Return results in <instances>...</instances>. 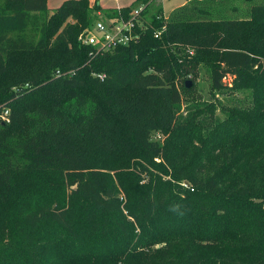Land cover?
<instances>
[{"label": "trees", "instance_id": "16d2710c", "mask_svg": "<svg viewBox=\"0 0 264 264\" xmlns=\"http://www.w3.org/2000/svg\"><path fill=\"white\" fill-rule=\"evenodd\" d=\"M156 2L121 9L145 7L139 44L91 57L98 4L0 0V264H264V0ZM198 67L250 104L183 115Z\"/></svg>", "mask_w": 264, "mask_h": 264}, {"label": "rangeland", "instance_id": "374dc122", "mask_svg": "<svg viewBox=\"0 0 264 264\" xmlns=\"http://www.w3.org/2000/svg\"><path fill=\"white\" fill-rule=\"evenodd\" d=\"M119 1L122 5L123 4L130 5L131 7L134 6L135 3L137 2V0H119ZM188 1L190 0H157L156 4H160L163 7V10H164L163 16L165 18H168L174 9L184 5ZM62 4L63 3H57L55 0H50L49 9L52 11H55V9L60 7ZM101 5L105 7H116L117 3H116V0H101ZM232 5L240 7L241 9H243L244 7V5L238 4V3H231V6ZM229 15L234 16V15H231L230 12H229ZM144 21L145 22L149 21V15L145 16ZM69 23L76 24V22L73 19L69 20ZM90 28H87V29H90ZM83 32H80V31L79 33L76 32V34L74 35V39H77L78 41H80V37ZM39 39H40V34H36L35 41L37 42ZM53 43H54V40L51 42V44ZM23 56L24 55H14L12 56L11 61L12 60L14 61L15 59L23 57ZM190 76L194 83L192 91L190 92L184 91L181 88V83L180 82L177 83L180 96H181V105H182L183 115L186 114L185 111H186L187 106H195L198 109H204V108L207 110L211 109V112H210L211 113L210 115H212L211 117L222 118V115L218 111L220 104L231 105V106H244V107L250 104V97H249L248 90L232 91L231 94H226V93H221V92H212L210 89V81H209L208 73H207L206 68L204 67H198L196 71L193 72L188 77ZM231 81H232L231 78L228 77L226 80H224V83L230 86ZM200 114H202V112H200L199 115ZM202 136L204 139H207L206 137H208V134L203 133ZM170 137H171L170 133L165 134L160 131H155L152 133L153 141L158 142L160 144H164V142L170 139ZM157 162H160V160L158 159ZM124 171H128V170H124ZM106 172L112 176L113 180H115L116 178L115 171H106ZM25 177L26 179L28 178L33 179V181L29 184V189L37 188L41 184L54 183L57 186H62L64 183V185H66V182H65L66 180L61 179L55 174H42V175H37V176H32L29 174H27V176L23 174H18L15 177L16 185L21 184V182L24 181ZM143 178H144V181L147 182L148 177L145 174H143ZM183 185L185 186L186 182H184ZM15 199H17L16 201L18 202L17 195Z\"/></svg>", "mask_w": 264, "mask_h": 264}, {"label": "built area", "instance_id": "2783aa9c", "mask_svg": "<svg viewBox=\"0 0 264 264\" xmlns=\"http://www.w3.org/2000/svg\"><path fill=\"white\" fill-rule=\"evenodd\" d=\"M144 10L145 7L140 6L129 15L123 14L121 9L116 10V15L97 12L93 26L82 33L81 43L91 49V57L112 53L120 47L139 44L147 30L143 16ZM165 31L166 26L155 30L154 37L161 39ZM185 51L189 56L193 55L191 49ZM0 119L10 123V111L8 109L0 111Z\"/></svg>", "mask_w": 264, "mask_h": 264}, {"label": "crops", "instance_id": "0c3cea01", "mask_svg": "<svg viewBox=\"0 0 264 264\" xmlns=\"http://www.w3.org/2000/svg\"><path fill=\"white\" fill-rule=\"evenodd\" d=\"M49 1L48 0V6H49ZM57 3H64L67 0H55ZM90 3V8H93L96 4H98L101 8L103 13L110 11V10H117V9H123V8H128L131 7L130 5H122L119 0H116L117 6L116 7H105L101 5V0H89Z\"/></svg>", "mask_w": 264, "mask_h": 264}, {"label": "water", "instance_id": "95a60500", "mask_svg": "<svg viewBox=\"0 0 264 264\" xmlns=\"http://www.w3.org/2000/svg\"><path fill=\"white\" fill-rule=\"evenodd\" d=\"M191 86H192V83L190 81H186L185 83L186 89H190Z\"/></svg>", "mask_w": 264, "mask_h": 264}]
</instances>
